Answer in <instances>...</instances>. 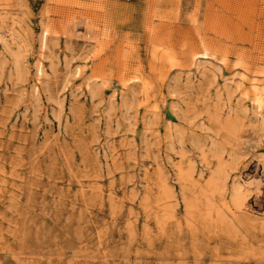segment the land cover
<instances>
[{
    "label": "rangeland",
    "instance_id": "rangeland-1",
    "mask_svg": "<svg viewBox=\"0 0 264 264\" xmlns=\"http://www.w3.org/2000/svg\"><path fill=\"white\" fill-rule=\"evenodd\" d=\"M0 264H264V0H0Z\"/></svg>",
    "mask_w": 264,
    "mask_h": 264
}]
</instances>
